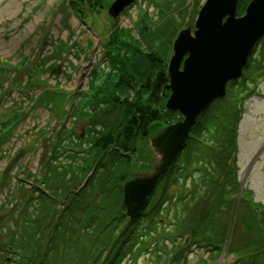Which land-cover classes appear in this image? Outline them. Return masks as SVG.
<instances>
[{
	"label": "rangeland",
	"instance_id": "rangeland-1",
	"mask_svg": "<svg viewBox=\"0 0 264 264\" xmlns=\"http://www.w3.org/2000/svg\"><path fill=\"white\" fill-rule=\"evenodd\" d=\"M113 1L104 0V8H96L94 14L84 12L83 19L71 8L70 0H0V65L8 69L0 74V123L9 121L12 127L10 131L4 128V136L0 132V264L26 262L22 253L16 252L30 240L33 250L29 256L34 254L35 259L37 247H41V254L45 252V245L57 233L54 226L59 215L64 216L66 227L61 228L63 237L56 264H107L116 253L121 260L115 264H237L243 257L246 261L242 264H251L257 256V263L264 264V220L260 215L264 208V37L252 54L247 73L255 72L256 77L249 85L250 98L243 102L244 114L237 126L238 187L222 178L218 190L215 182L209 181L217 180L220 172L213 175L210 164L203 160L198 165L195 154L190 157L191 148H184L177 164H171L172 169L169 166L161 175L141 216L129 225V217H123L126 211L119 210L120 178L153 172L159 159L153 155L149 139H139L136 153L129 160L128 154L118 160L117 166H103L115 169L106 172L105 180L98 181L95 188L98 182L94 185V177L102 168L98 160L107 161L111 155L91 151L90 138L95 135L89 134V128L100 133L104 125L111 129L117 115L114 112L108 116L110 103L96 102L99 107L88 104L96 88L102 86L108 69L103 58L104 44L117 24L138 35L142 18L156 29L171 16L181 30H194L206 0H136L120 13L116 24L109 13ZM251 1L240 0L238 16L245 14ZM171 37V33L162 36V44L156 41L158 51L163 56L169 54L168 59L173 55V44L168 43ZM24 56L32 63L42 59L46 62L34 67L38 72L28 75V65H19L17 70L6 66L8 62H26ZM30 76L33 78L29 81ZM235 87L239 89L238 84ZM79 109L89 112L88 116ZM217 110L219 113L221 109ZM193 152L197 154L198 145ZM87 161L93 171L81 175L78 190L71 188L64 193L59 183L63 174L73 178ZM92 182L96 193L91 192V197L100 203L99 216L89 225L93 233L85 236L80 214L68 217L69 201L75 191H90ZM196 190L200 193L197 205ZM53 192H61L64 197L57 194V200H52L49 196ZM43 195L49 200H45V211L38 207L43 202L41 197L28 206L32 198ZM202 195L210 200L205 206ZM191 205L196 206L192 209ZM33 216L38 222L31 221ZM33 229L38 231L37 238H25ZM76 236H82L83 242L79 240L77 245V239H72L66 243ZM69 245L83 250L71 253L65 248Z\"/></svg>",
	"mask_w": 264,
	"mask_h": 264
},
{
	"label": "trees",
	"instance_id": "trees-1",
	"mask_svg": "<svg viewBox=\"0 0 264 264\" xmlns=\"http://www.w3.org/2000/svg\"><path fill=\"white\" fill-rule=\"evenodd\" d=\"M103 2L104 0H91L90 2L88 0H70L69 5L75 12H79L82 14L81 18L85 19L84 16H86V14H84V12L94 14V10L96 8H98L97 11H100L99 8H104ZM144 14L145 16L148 15L146 10L144 11ZM168 18L169 20L166 24H162V27L160 26L156 29H153L152 25L145 18H142L137 26L138 35H135V33L133 32L134 30L119 28V25L117 24L116 28L109 34L107 43L104 44L103 58L106 59L108 69L106 70L102 86L96 88L95 93L93 94V96H91V103L88 102V104H91V107H99L100 104H95L96 102L105 103L106 105L110 103V105L106 109L108 110V116H112L114 112L117 115L111 129L104 125L105 127H102L103 131L100 133L98 131L96 132V130L92 127L89 128V134L91 133L95 135L90 138L91 151L95 150L100 154L104 153L107 156L111 155L110 159H108L107 161H103L101 159L98 160L99 165H101L102 168L99 170L100 172H98V174L96 173V177H94L96 179L94 185L98 181L102 182L105 180L106 172L108 174L110 173V171H113L115 169L103 168L104 165L117 166L118 160L123 158L122 156H126L129 154L130 156L127 158V160H129L131 155H134L136 153L137 141H139V139L146 140L149 136V130L153 125L161 123L169 125L182 120L178 112L171 113L166 109V103L171 95L167 68L169 54L163 56L161 51H158V48L156 46L157 42L159 44H162V42H160L161 37L164 35H169V33H171L172 37L168 40V43L172 45L174 40L178 36L176 35V33L178 31H181L182 27L178 24L177 20L171 16H169ZM114 20V24H116V19ZM155 32H157V34H154ZM179 32L177 34H179ZM24 58H26V62L22 58L23 61L21 63L18 62L15 64H11L8 62L6 63V66L9 68L14 67L17 70V67L19 65H22L24 68L28 65L29 67L25 68L28 75V73L30 72H38L37 70H34V67H42L44 65V62H46L45 59H42L36 64V61L32 63L29 57L24 56ZM251 58L244 68L243 75L241 77L242 79L239 82L233 81L229 83L227 87V97L225 99H219L220 101L214 102L211 107L198 118L196 124L191 129L190 138L185 146L184 151H188L191 148V151L189 152L190 157H193L195 154V156L197 157L198 165L204 160L206 165L210 164V166L213 167V171H211L213 175H218V172H220L219 178L217 180L209 181L215 182V187L218 190L222 186V178L229 179L230 184L232 183L235 187H238L239 185V182L237 180L239 168L237 166V163L235 162L238 152L237 126L242 120V116L244 114L243 102L250 98L248 96L249 92L251 91H249V85L253 84L252 82H254V78L256 77L255 72H253L254 74L250 73V75H248L247 73L248 69L251 66ZM28 60L30 62H28ZM4 67L2 64L0 65V74H5V72H7L8 69H5ZM94 72L98 73V68ZM32 78L33 76H30L29 81L32 80ZM236 84L239 85V89H236ZM219 105L221 107H219ZM216 109H218L217 111L220 110V112L217 113ZM79 110L82 111L81 114H84V116H88L89 112H86L85 109ZM224 123H227V126L224 127ZM10 124L11 123L9 121L0 123V132L2 133V136H4V134L6 133V131H4V128L9 127L7 131H10V129L12 128ZM56 145L60 144L58 143ZM197 145L198 152L196 154L193 151H197ZM56 148L59 147L57 146ZM214 150H216V152ZM184 151L179 155L178 159L182 158ZM88 155H91L90 151L88 152ZM213 157L215 158L213 159ZM55 159L56 157H54L53 160ZM178 159L173 164V166L177 164ZM98 161L96 163H98ZM52 162L53 161H51V163L49 164L52 165ZM228 162H230V164ZM92 168L94 169V167L91 166L90 161H87V163L84 165V168L82 167V169H80L76 176H73V178H69L67 174H63L61 182L59 181V183H61L60 187L62 188L63 192H70L72 189L78 190L82 185L81 175L84 172L86 174L91 173L93 171ZM169 169H172V166H170ZM205 171L208 172V170L206 169ZM227 174L229 175V177L227 176ZM128 177V174L121 176L120 185L117 187L118 194L120 195L119 210L123 211H126L124 204V183L127 181ZM71 179V184H73V186H70ZM161 179L162 177L160 178V180ZM202 182H205V180H203ZM98 184L99 182L96 184L95 188L98 186ZM92 185L93 182L89 186V188H91L90 191L86 189L80 190L79 192L75 191L73 195L71 194L72 196L70 195V199L72 198V200L69 201L70 211L68 212V217L74 216L75 214H80L79 219L82 221V223H84L83 233L85 234V236L86 233L88 236L93 233L91 232V230H89V225L95 223L99 216L98 211L100 203L98 204V202L93 197H91V192L96 193V190L93 187L94 185ZM235 190L233 189V191ZM61 192H58L57 194H60ZM53 193L54 194H50L49 198H52V200H57V198H54V196L57 194L55 192ZM104 193H106V190H104ZM194 194L198 197V194L200 193L196 190ZM62 196L64 197V194ZM203 196L204 195L201 196V201L205 206V204L210 200L208 199V201L207 198H204ZM40 197L43 202H39ZM46 199L47 201H49L48 198H45L44 195L34 197V199L32 198V200L29 201L28 206L38 200V207L41 208V211H45L44 206ZM198 203L199 197L196 205ZM46 206L47 209H49V205L47 204ZM195 206H192V209ZM96 212L97 214L94 215V213ZM260 212V215L262 216L261 221H263L264 208H261ZM125 215L126 214H124L123 217ZM59 216V222L54 226L57 233L52 235L49 242H47V244L45 245V252L41 254V247H37L38 251L35 252V259H33L34 254L29 256V253H32L33 250L32 240H30V242L28 243V245L31 247L26 245L24 242H21L25 245H21L20 251L16 253H22V260L26 261H22L23 264H56V262H58V252L61 245L59 241L61 242V239L63 237L61 228L66 227L64 216ZM34 218L35 216L32 217L31 221H33L34 223L38 222L37 219ZM132 223H135V220H129V225H131ZM30 235L31 237L37 238L38 231L33 229V231H30V233H28V236L25 238H28ZM72 239H77V245L79 240L83 242L82 236H76L70 239L68 238V241H66L65 238V241L66 243L73 242L70 241ZM14 241H18V239ZM14 241L12 240V243ZM113 243L117 242L115 241ZM15 245L16 247H18L17 244ZM69 246L70 247L65 248H68L71 253H77L83 250L82 247H79V249L76 248V245ZM109 246L113 247L114 245H110L109 243ZM217 249L218 248H216V250ZM117 258H120L118 253L110 257L107 264H115V262L117 263V261L121 260ZM256 259H258V256L256 257ZM256 259H254L251 264H258ZM245 261L246 260L244 259V257L241 259L239 258L238 260L240 264H242V262L245 263ZM75 264H78V262H76ZM88 264L96 263L93 262Z\"/></svg>",
	"mask_w": 264,
	"mask_h": 264
},
{
	"label": "water",
	"instance_id": "water-1",
	"mask_svg": "<svg viewBox=\"0 0 264 264\" xmlns=\"http://www.w3.org/2000/svg\"><path fill=\"white\" fill-rule=\"evenodd\" d=\"M136 0H115L109 8L113 19ZM240 0H206L195 29L179 32L168 62L171 95L166 109L182 120L156 124L148 139L159 162L153 172L129 175L124 185V204L129 220L148 205L161 175L185 148L198 118L217 100L226 97L229 83L238 81L256 45L264 37V0H252L238 16Z\"/></svg>",
	"mask_w": 264,
	"mask_h": 264
},
{
	"label": "flooded vegetation",
	"instance_id": "flooded-vegetation-1",
	"mask_svg": "<svg viewBox=\"0 0 264 264\" xmlns=\"http://www.w3.org/2000/svg\"><path fill=\"white\" fill-rule=\"evenodd\" d=\"M12 248H13V247H10V250H11ZM1 253H6V251H5V250H4V251L2 250V252H1Z\"/></svg>",
	"mask_w": 264,
	"mask_h": 264
},
{
	"label": "clouds",
	"instance_id": "clouds-1",
	"mask_svg": "<svg viewBox=\"0 0 264 264\" xmlns=\"http://www.w3.org/2000/svg\"><path fill=\"white\" fill-rule=\"evenodd\" d=\"M144 211V210H143ZM142 213V212H141Z\"/></svg>",
	"mask_w": 264,
	"mask_h": 264
}]
</instances>
